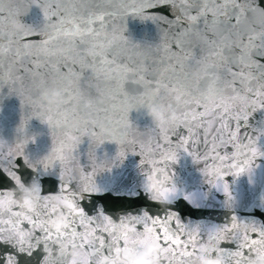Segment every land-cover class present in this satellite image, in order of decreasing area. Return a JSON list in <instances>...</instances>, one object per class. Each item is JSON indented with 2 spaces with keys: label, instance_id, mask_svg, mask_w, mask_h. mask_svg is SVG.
<instances>
[{
  "label": "snow or ice",
  "instance_id": "6c2138e0",
  "mask_svg": "<svg viewBox=\"0 0 264 264\" xmlns=\"http://www.w3.org/2000/svg\"><path fill=\"white\" fill-rule=\"evenodd\" d=\"M33 5L43 14L44 23L38 29L19 19ZM165 7L172 19L159 11ZM129 15L163 24L159 42L142 45L127 37ZM258 58H264V7L259 0H0V90L7 86L22 107L25 101L35 106V117L48 125L52 148L39 163L45 170L59 166L58 194L71 205L69 224L62 232H49L44 225V217L55 214L46 203L26 223L17 220L31 234L27 245L21 239L19 250L43 244V264H47L53 240L68 239L89 254L88 264H116L119 252L139 247L151 237L160 246L163 264H190L198 242L206 236L215 242L213 254H226L230 264H251L256 246L264 244V223L233 216L226 224L205 227L184 223L171 210L159 216L129 214L117 221L103 211L89 216L78 202L83 193L101 191L94 177L103 166L96 162L95 148L109 140L120 146L127 142L137 152L138 141L127 140L129 112L166 101L180 119L175 125L152 128L159 153L151 142L147 148L139 142L141 165L148 169L146 186L152 190L165 182L175 186L168 163H174L183 151L196 162H204L208 182L223 191L230 203L225 177H238L246 170L251 174L252 161L264 155L259 136L245 133L247 142L240 141V122L264 108V63ZM129 83L142 91L131 94L126 90ZM51 88L62 92L60 104L47 102ZM117 113L118 119L114 118ZM209 113L215 120L211 125ZM31 118L22 119L19 132H25ZM84 136L90 141L89 172L77 155ZM28 139L25 136L6 153L0 152V168L17 187L23 183L13 170L18 167L14 161L24 155ZM201 144L203 155L198 151ZM124 156L120 150L118 157ZM209 159L219 163L208 164ZM5 194L0 191V197ZM184 198L192 200L189 195ZM20 215L13 209L7 214L0 211V233L3 225ZM250 223L254 225L251 231ZM129 228L138 238L129 240ZM211 228L218 231L213 234ZM7 264H15L14 258L9 257ZM60 264L71 261L65 255Z\"/></svg>",
  "mask_w": 264,
  "mask_h": 264
},
{
  "label": "water",
  "instance_id": "95a60500",
  "mask_svg": "<svg viewBox=\"0 0 264 264\" xmlns=\"http://www.w3.org/2000/svg\"><path fill=\"white\" fill-rule=\"evenodd\" d=\"M260 6L264 7V0H259ZM169 19H172L171 10L167 7L159 9ZM23 24L40 28L43 23L41 9L33 5L30 10L19 17ZM151 20H141L139 17L129 15L126 18L125 35L133 42L140 44H157L160 40V27ZM33 40L42 37H32ZM264 63V58H258ZM44 71V69H41ZM51 71V69H47ZM126 90L136 94L142 89L137 85L128 84ZM166 102V101H165ZM101 116L104 113H100ZM119 113L114 118H119ZM32 117L26 126L23 134L18 131L23 118ZM131 127L127 128V140L136 139L138 143L134 146L125 142L123 146L113 141L105 140L103 144L95 148L97 161L105 160V169L97 172L94 180L101 189L99 193H83L79 200V206L89 216H95L100 211L114 220L121 216L140 215L147 212L150 216H159L171 210L176 212L184 223L191 225L200 224L205 227L223 225L231 221L233 216L241 220H255L264 223V155L257 156L251 164V174L246 170L237 176L228 175L225 177L229 184L232 200L229 203L223 191L213 187L208 182V177L203 171L204 162H196L186 152H179L177 160L168 163V170L172 174V182L178 189L174 201L167 205L155 202L149 198L145 191V175L141 165L142 157L138 154L139 142L145 147L151 142L153 149H156L154 137L156 133L152 130L155 124L147 114L146 107H137L129 112ZM240 141L246 143L245 133L257 137L258 146L264 152V135H259L264 130V108L251 112L247 121H241ZM234 129L235 122H232ZM28 137V143L24 147V155L17 157L14 161L13 170L19 176L23 184H28L34 178L38 179L43 187L42 195L58 194L62 181L59 177V166L45 170L39 163L45 158L52 148V137L46 123L35 117V106L25 101L21 106L20 98L15 94H9L5 86L0 90V138L6 139L10 144L20 142ZM176 139L175 137L173 138ZM190 149L192 145H189ZM210 147V145H209ZM90 141L87 136L82 137V142L77 148V155L81 166L86 172L91 171L92 162L89 160ZM123 150L125 156L120 159L118 152ZM201 155L204 152L203 144L198 146ZM27 157L28 163H25ZM156 159H159L157 154ZM243 159V158H241ZM208 164L219 163L209 159ZM7 166V165H5ZM14 181L0 168V191L16 188ZM75 190V183L73 184ZM185 195L191 196V201L185 199ZM27 228L28 226L25 225ZM204 234L202 233V236ZM206 239V236L204 237ZM221 247L235 248V245L222 244ZM46 252L43 244L35 249L22 252L18 246L9 242H0V264H7L9 257L14 258L15 264H43Z\"/></svg>",
  "mask_w": 264,
  "mask_h": 264
},
{
  "label": "clouds",
  "instance_id": "9594fccd",
  "mask_svg": "<svg viewBox=\"0 0 264 264\" xmlns=\"http://www.w3.org/2000/svg\"><path fill=\"white\" fill-rule=\"evenodd\" d=\"M47 102L52 105L60 104L63 101V94L57 88H51L47 93ZM147 108V114L152 118L154 124H163L166 126L175 125L180 114L175 107L167 102H155L144 106ZM209 124L215 123L212 114L209 113ZM23 134V133H21ZM6 139L0 138V152H7L11 146ZM98 165L103 166L104 170L107 162L99 160ZM145 173L148 169L143 168ZM252 171V169H251ZM100 172V171H98ZM249 174V173H248ZM222 187V186H221ZM145 191L149 198L162 205L170 204L174 201L178 194V189L171 182L164 184L152 190L144 184ZM43 187L38 179H33L28 184H22L20 187L6 190V194L0 197V211L7 214L9 209H13L21 213L19 217H13V223L3 225V232L0 233V239L9 242L15 246H19L21 239L27 245L31 234L27 229H23L16 221L22 220L25 223L33 218L45 203L50 209H55V214L44 217V225L49 232H62L68 226L70 217L67 214L71 205L60 194L42 195ZM47 197V199H45ZM193 199V198H192ZM7 218V216H6ZM254 225H247L249 231ZM201 230H204L203 228ZM213 234L218 230L209 229ZM244 226H241V231ZM128 238L133 240L136 237L132 228L128 229ZM215 247L214 241L204 239L197 244L198 252L190 258V264H230V260L226 254H213ZM49 257L47 264H60L61 258L68 256L71 264H88L89 254L79 247L72 246L71 240H53L47 249ZM116 264H163L164 257L161 254L160 246L155 242L154 238L148 237L141 241L139 247H131L129 250L119 252L115 257ZM251 264H264V244H258L253 254Z\"/></svg>",
  "mask_w": 264,
  "mask_h": 264
}]
</instances>
